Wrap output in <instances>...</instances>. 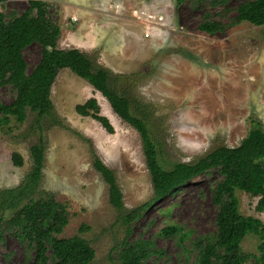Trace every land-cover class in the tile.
I'll return each instance as SVG.
<instances>
[{
    "label": "rangeland",
    "instance_id": "rangeland-1",
    "mask_svg": "<svg viewBox=\"0 0 264 264\" xmlns=\"http://www.w3.org/2000/svg\"><path fill=\"white\" fill-rule=\"evenodd\" d=\"M60 29L58 48L84 52L93 67L120 77L119 90L149 106L150 130L160 165L194 163L219 146L235 147L257 120L264 131V27L242 22L209 36L198 30L207 17L227 25L245 0H44ZM26 0L0 4L6 15L21 14ZM39 46L23 50L27 70L39 60ZM10 86L0 87V101L14 98ZM95 98L114 133L108 134L74 108ZM54 112L38 116L26 111L22 123L13 118L0 125V192L18 187L31 168L29 147L40 135L46 143L38 198L49 193L65 205L68 222L59 238L80 235L94 250L90 264H116L125 235L117 211L108 202L107 184L92 166L95 154L111 169L126 209L152 197L138 133L120 120L107 101L82 78L62 69L51 88ZM23 165L16 167L11 154ZM221 180L217 171L201 174L150 206L132 224L129 239L147 238L160 250L149 264H194L192 241L214 233L211 189ZM239 212L264 224L257 198L236 190ZM1 200V197H0ZM25 202V200H24ZM0 206V211H1ZM185 235L159 237L166 226ZM84 229L79 233V228ZM260 240L248 234L241 242L246 254H257ZM32 251L11 233L0 242V264H30ZM246 264H250L249 262Z\"/></svg>",
    "mask_w": 264,
    "mask_h": 264
},
{
    "label": "trees",
    "instance_id": "trees-1",
    "mask_svg": "<svg viewBox=\"0 0 264 264\" xmlns=\"http://www.w3.org/2000/svg\"><path fill=\"white\" fill-rule=\"evenodd\" d=\"M7 1L0 0V4ZM26 3L25 11L18 15L8 16L0 11V87L10 86L15 93L9 104L0 101V125H7L10 118L24 122L27 110L38 118L50 116L54 112L52 85L62 69H69L99 92L112 112L138 133L152 197L130 210L123 205L114 172L103 164L88 141L92 166L107 184L108 202L125 227L116 264H149L151 258L160 254L151 239H129L132 224L155 202L173 195L193 178L214 170L221 177L211 189L215 230L192 241L191 246L197 251L194 264H264V224L257 218L241 215L235 195L239 190L257 198L256 211H264V131L260 123L252 120L247 135L235 147L219 146L194 163H174L170 169H164L158 161V150L150 130L152 113L149 106L119 90L120 77L105 68L93 67L84 52L76 48H58L60 29L51 19L47 3L44 0H26ZM242 22L264 27V0L238 3L233 19L227 25L204 17L198 30L213 36ZM31 44L39 46L40 56L37 64L28 71L23 50ZM74 110L78 115L96 121L106 133H114L108 118L100 113L95 98L77 104ZM45 149V140L40 135L29 147L31 168L25 181L16 188L0 192V242L4 241L6 233L25 242L32 251L30 264H90L95 253L86 239L79 234L58 237L68 222L65 205L49 193L32 197L42 176ZM11 162L16 167L23 165L22 157L16 152L11 154ZM83 229L81 226L79 233ZM248 234L260 240L256 255L246 254L241 249V242ZM157 236H179L181 242L186 239L176 225L162 228Z\"/></svg>",
    "mask_w": 264,
    "mask_h": 264
}]
</instances>
